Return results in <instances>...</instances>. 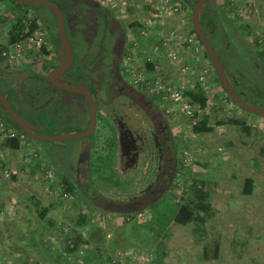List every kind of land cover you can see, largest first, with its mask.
I'll use <instances>...</instances> for the list:
<instances>
[{
  "label": "rangeland",
  "instance_id": "obj_1",
  "mask_svg": "<svg viewBox=\"0 0 264 264\" xmlns=\"http://www.w3.org/2000/svg\"><path fill=\"white\" fill-rule=\"evenodd\" d=\"M123 1L126 3L125 11L128 12L125 19L128 24L138 18H147L152 11L149 0ZM176 1L180 8L173 16L164 19L159 17L154 24H150L148 35L152 41L155 32L160 29L179 26L190 31V13L182 11L181 2ZM221 4L227 12V22L238 30L242 41L241 44L235 35L229 34L225 51H219L222 64L227 71H232L239 63L240 71L244 73L249 67V71L256 76L255 64L259 55H255L250 46L253 44L264 50V25L261 23L264 22V0H221ZM24 9L12 0L0 2V44L7 42L6 33L13 25L10 20L16 19L15 13L22 14ZM40 9L42 12L48 11L45 7ZM246 25L250 32L244 33ZM195 54L197 53L191 51L182 57L186 56V62L190 64ZM199 55L202 56V53ZM253 57L256 58L254 62L250 60ZM242 62L245 64L242 65ZM170 65L172 66L165 57H161L154 72L170 74L173 79H177L178 76L170 72ZM136 72L146 74L143 68ZM205 81L207 84L203 89L209 101L205 112L210 113L211 118V112L215 118L228 115L241 117L251 126L250 132L246 134L235 125L223 124L215 125L211 132L195 134L191 127H186V118L175 106V111L169 113L171 123L180 139L178 142H181L182 150L186 149L191 158L186 163L182 162L181 171L172 191L165 198V204L157 203L154 207L164 211V217L150 207L129 218L130 216L103 211L92 204L86 206L80 203L60 183V177L67 173L68 162L64 161L62 154L59 159L52 156V152L48 150L51 144L49 141H32L35 145H22L16 151L7 147L0 149L5 161L3 165L6 163L16 171L13 178L10 174H5L4 167H0V264H38L37 261L43 263L47 260L44 259L47 254L39 241L44 245L51 239L56 249L60 240L57 237L61 236L55 228L47 226L46 219H52L58 224V228L60 224L65 225L64 231H68L72 229L78 212L86 214L94 227H82L83 237L90 240L83 245V249H93L98 245L100 236H97L98 230L95 228L100 227L104 233L100 244H108L110 240H114L125 252L144 250L151 253L155 244L162 241V245L157 246L165 253L162 259L164 264H264V120L257 113L240 108L232 102H224L222 88L213 76ZM33 146L41 148L39 153L42 158L55 159L56 167L52 171V179L43 178L42 173L50 167L42 158V169H38V172L34 171L35 168L34 172L25 170L27 161H23L21 167V152ZM195 149H198L197 152L193 151ZM57 152L58 149L55 154ZM108 159L104 158L99 178H94L97 187L104 189L102 186H106L109 190L116 186L130 190L132 187L137 189L144 186L145 180L141 171H132L121 177L113 169L110 170L109 165L112 162H108ZM36 173L42 175L37 176ZM138 175L142 176V180L135 184ZM246 177L253 179L254 186L250 194L241 192ZM51 182L55 183L53 188L49 186ZM194 183L208 192L210 213L200 225L194 222L186 225L174 224L169 215L172 216L178 205L187 200L185 191ZM36 200L39 208H48L44 219L38 215L34 204ZM167 218L170 219L168 222ZM132 221L135 224L132 225ZM87 228L91 229V233L95 232L94 236L87 232ZM60 246L61 244L58 248ZM87 260L90 259L85 257L82 264L87 263Z\"/></svg>",
  "mask_w": 264,
  "mask_h": 264
},
{
  "label": "flooded vegetation",
  "instance_id": "obj_2",
  "mask_svg": "<svg viewBox=\"0 0 264 264\" xmlns=\"http://www.w3.org/2000/svg\"><path fill=\"white\" fill-rule=\"evenodd\" d=\"M53 1L61 14L71 58L67 53L61 58L58 53L56 12L48 6L17 2L27 5L21 15L36 17L35 29L45 34L47 51L30 56L24 49L16 63L0 55V93L29 124L31 135L17 124L1 100L0 120L14 130L20 146L49 141L52 156L59 159L62 154L68 162L67 173L61 177L67 178L75 195L98 209L111 205L120 211L115 213L130 215L154 208L157 203L165 204L181 171L183 150L169 112L138 80L133 82L134 76L128 70V50L134 42H143L141 24L138 20L126 22L128 12L123 0ZM197 1L179 0L182 11H189L190 17ZM222 6L221 0H204L203 31L215 46L221 44L220 31L235 35L242 44L238 30L227 22V12ZM40 7L48 11L42 12ZM250 60L254 62V58ZM255 65L256 76L249 67L244 73L240 71L239 63L232 71H225L231 86L244 100L264 108V58L259 55ZM88 129L87 134L66 140L39 138L78 134ZM40 149L33 146L21 152V167L27 161L25 170L42 169ZM57 149L59 152L55 154ZM53 157L41 160L55 171ZM105 157L112 162L110 170L121 177L141 171L144 186L130 190L97 187L94 178H99ZM136 180L135 184H139L142 176L138 175Z\"/></svg>",
  "mask_w": 264,
  "mask_h": 264
},
{
  "label": "trees",
  "instance_id": "obj_3",
  "mask_svg": "<svg viewBox=\"0 0 264 264\" xmlns=\"http://www.w3.org/2000/svg\"><path fill=\"white\" fill-rule=\"evenodd\" d=\"M2 1L4 2L5 0H0V2ZM12 1L17 3L16 0H12ZM17 4L25 8L24 12L27 10L26 8L27 5L19 4V3ZM15 14H17L16 20L13 23L12 27L7 32V42H13L15 40L22 39L25 35L32 32L37 26L36 17H33L30 19V18L25 17V15H21L18 13H15ZM213 19H215L216 21V18H213ZM28 23L29 25H27ZM245 28L246 29L243 30L244 33L250 32L248 25H246ZM190 32H195L191 24H190ZM220 35L222 39L221 44H217L215 46L210 42L214 50L218 54V56L220 53L219 51H222V50L225 51L224 48L226 47V42L229 40L228 33L224 35V33L221 31ZM252 45L250 46L252 52L255 55H260V58L263 59L264 50H261L257 48L255 45L254 46ZM0 46L2 47L3 44H0ZM41 50L42 52L47 51L46 45H43L41 47ZM201 51H202V56L200 57L201 61L199 62V65L200 66L202 65V68L207 67L206 69L208 73L212 72L214 74L213 75L214 79L222 88L220 80L211 64V61L209 60L207 54L203 50V47H201ZM255 59L256 58H254V60ZM158 63H159V58L155 57L154 60L145 62V64L143 65V68L148 73L153 72L155 71ZM222 91H223L222 94H224L222 95L224 96V99L236 105V103L226 94L223 88H222ZM184 96H186L190 104H196L200 108H204V106L207 103V99H208V95L206 94L205 90L202 88L201 84L198 81L194 82L192 86L184 89ZM211 113L213 114L212 118H211L210 113H207L205 111L198 113L197 111H195L194 115L199 117L198 118L199 123L191 127L193 133L201 134L204 132H211L215 125L229 124V125H235L238 128H240L243 132H245L246 134H249L251 126L247 124L243 118L234 116V115H228L225 117L215 118L214 113L213 112ZM260 116H261L260 118L264 120V116L262 115ZM210 122H213V124ZM5 147L13 148V149L19 148L20 139L17 137H9L5 139L3 142L0 143V149L5 148ZM11 176L15 178L14 174H11ZM60 183L63 185L64 190L66 192L75 195V190L74 188H72V186H70V184L67 181V178L60 177ZM54 184L55 183L51 182L49 186L53 188ZM253 186L254 184H253L252 177H246L244 179L241 192L243 194H250L253 190ZM185 194H186L187 200L179 204L178 207L173 211L172 216L169 215V218L172 219L174 224H177V225H186L190 222H194L198 225L203 224L206 221L210 213V203L208 201V197H209L208 192L204 188L200 187V185H198L197 183H194V184L189 185V188L186 189ZM75 196L78 197L77 195ZM77 199L80 200L79 201L80 203H84L86 206L88 204L89 205L91 204L89 203V201L87 200L84 201L80 197H78ZM34 204L37 208L39 217L41 219H44L46 217V213L48 212V208L47 207L39 208L38 200L34 201ZM154 210L155 212L158 211L159 212L158 214L161 217L165 216L164 211L156 210V209ZM103 211H107L109 213L115 214L114 211H109L107 209H103ZM132 215L133 214H130V215L126 214V216H130L129 218H132L131 217ZM169 218H167V222L170 220ZM46 222L48 224L47 226H50V228H55V231H57L61 236L57 237L60 240L58 241L59 242L58 245H56L57 246L56 249L53 246V243H51V239L50 241L45 242L44 245L42 244V241H39V244L42 247L44 246V252L47 254L46 257H44V259H47V260H44L43 263L42 261H37L38 264H45L46 262L47 264H82L85 261V257L90 259L89 260L90 262L87 260V263L85 264H101L103 260H105V263H102V264H113V261L115 260V257L117 256L118 250L125 251V250H122L120 247H118L120 246V244L114 240H110L108 244L106 243L104 244L102 242H101L102 244H100V241H102L101 240L102 237H104V233H102V228L100 227L95 228L98 230L97 236H100V240L98 239V245H96L93 249H83V245H85L87 242H90V240L89 239L87 240L86 236L83 237L82 227H91L92 224L89 218L87 217V215L82 212L77 213L72 223V229L68 231H64L66 227H64L65 225L63 224L59 225V228H58L57 227L58 224H56L52 219H46ZM131 224L132 225L135 224V221L134 222L132 221ZM46 230H47V227H45V231ZM90 230L91 229L87 228L88 233L90 232ZM91 234L93 235L95 234V232ZM92 235L91 237L94 236ZM145 240H148V239L146 238ZM59 244H61L60 248H58ZM159 244L162 245V241H159V243L155 244V246L153 247V250H151L152 262L157 263V264H164L162 259L165 257V253L159 250L160 247L157 246ZM203 254H205L204 251H203ZM79 259L82 261H80Z\"/></svg>",
  "mask_w": 264,
  "mask_h": 264
},
{
  "label": "built area",
  "instance_id": "obj_4",
  "mask_svg": "<svg viewBox=\"0 0 264 264\" xmlns=\"http://www.w3.org/2000/svg\"><path fill=\"white\" fill-rule=\"evenodd\" d=\"M149 0L150 15L142 18H138V22L142 28L140 31L141 39L143 42H134L132 47L128 50L126 59L130 61L128 70L132 73L133 82L139 81L144 89L154 95L158 101L164 106L167 112L175 111V106L179 112L186 118V127H192L198 124V116L194 115L195 111L201 113L206 111L209 107V101H207L204 108L198 107L196 104H190L186 96H184V89L192 86L194 82L198 81L202 88H206L208 78H211L212 72L208 73L207 67L199 65L201 61L199 53L201 51V43L197 39L195 32L183 30L182 27H170L169 29H160L155 32L153 41L147 39L149 33L150 24H154L157 18H168L173 16L179 10V3L176 0ZM125 3V2H124ZM142 13H146L142 11ZM145 15V14H144ZM157 35V36H156ZM264 41V37L262 42ZM45 44V34L41 30L34 29L29 34L25 35L22 39L15 40L13 42H5L3 46H0V55L6 59L19 62L22 51L27 49L30 56H36L41 53V47ZM195 54L193 61L186 62V58L182 57L187 53ZM155 57H165L169 64H172V70L170 72L177 75V79H173L170 74H156L153 72H136L142 70L145 62L154 60ZM202 63V62H201ZM144 69V68H143ZM208 86V85H207ZM224 102H227L223 98ZM221 130V129H220ZM9 137H14V130L7 128L5 123L0 120V143ZM198 149L193 150L197 152ZM3 158L0 153V160ZM191 158L186 149L183 150V161L186 163ZM4 158L0 162V167H4L6 175L15 174V170L10 165L4 164ZM43 178L52 179L53 173L50 168H47L43 173ZM40 173L35 175L40 176ZM115 261V262H114ZM113 264H154L152 262V255L149 251H120L118 250L117 256Z\"/></svg>",
  "mask_w": 264,
  "mask_h": 264
},
{
  "label": "water",
  "instance_id": "obj_5",
  "mask_svg": "<svg viewBox=\"0 0 264 264\" xmlns=\"http://www.w3.org/2000/svg\"><path fill=\"white\" fill-rule=\"evenodd\" d=\"M16 1L19 3L38 4V5L48 6L54 12H56L57 19H58V31H59V40H60V45L58 47V53L61 58L64 57L66 53L68 54V57L71 58V51L69 48V44L67 42L64 31L62 29V18H61L58 5L53 0H16ZM203 7H204V0H199L194 4L192 11H191V25L203 47V50L205 51L209 60L211 61V64L220 80L222 88L224 89L226 94L241 108L264 116L263 107H259L257 105L247 102L231 86V83L228 79V76L223 67V64L220 61L218 54L214 50L213 46L211 45L209 39L207 38L201 26ZM51 74L53 75V72L50 73V76ZM0 100L3 102L7 111L10 113L12 118L16 120L17 124L23 129V131L26 134L31 135L29 131V124L25 122L20 116H18L17 113L7 104V102L5 101V98L3 97L1 93H0ZM89 129L82 133H78V134L40 135L39 138H43L47 140L71 139V138H76L81 135L87 134L89 132ZM104 209H107L109 211L116 210L115 212H120L118 209H116L115 206H111V205L104 206Z\"/></svg>",
  "mask_w": 264,
  "mask_h": 264
},
{
  "label": "crops",
  "instance_id": "obj_6",
  "mask_svg": "<svg viewBox=\"0 0 264 264\" xmlns=\"http://www.w3.org/2000/svg\"><path fill=\"white\" fill-rule=\"evenodd\" d=\"M263 25H264V22H261ZM262 26V25H261ZM184 58H186V56L184 57ZM61 225V224H60Z\"/></svg>",
  "mask_w": 264,
  "mask_h": 264
}]
</instances>
